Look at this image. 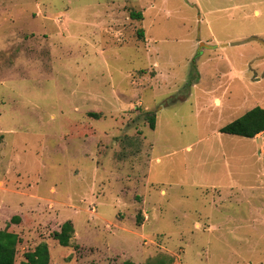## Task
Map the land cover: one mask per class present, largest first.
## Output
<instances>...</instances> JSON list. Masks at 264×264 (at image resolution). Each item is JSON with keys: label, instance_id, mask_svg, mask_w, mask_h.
I'll use <instances>...</instances> for the list:
<instances>
[{"label": "rangeland", "instance_id": "obj_1", "mask_svg": "<svg viewBox=\"0 0 264 264\" xmlns=\"http://www.w3.org/2000/svg\"><path fill=\"white\" fill-rule=\"evenodd\" d=\"M256 107L264 0H0L16 264H264V133H221Z\"/></svg>", "mask_w": 264, "mask_h": 264}, {"label": "trees", "instance_id": "obj_2", "mask_svg": "<svg viewBox=\"0 0 264 264\" xmlns=\"http://www.w3.org/2000/svg\"><path fill=\"white\" fill-rule=\"evenodd\" d=\"M131 18L142 20V13H131ZM97 117L96 114H90ZM150 127L155 130V118L150 119ZM221 133L233 135L248 139H254L256 136L264 133V109L256 107L246 113L243 117L237 119L231 124L221 129ZM74 226L72 222H67L62 226L61 232L53 234V239L60 246L69 247L73 238ZM21 242L19 236L7 229L0 230V264H16L17 247ZM24 261L20 264H50L51 254L47 244H40L32 252L24 255ZM124 264H135L133 262H125Z\"/></svg>", "mask_w": 264, "mask_h": 264}, {"label": "water", "instance_id": "obj_3", "mask_svg": "<svg viewBox=\"0 0 264 264\" xmlns=\"http://www.w3.org/2000/svg\"><path fill=\"white\" fill-rule=\"evenodd\" d=\"M250 41H259V40L257 38H252V39L240 42V43H233L232 45L236 46V45H240V44L247 43V42H250ZM225 46H227V45H225Z\"/></svg>", "mask_w": 264, "mask_h": 264}]
</instances>
